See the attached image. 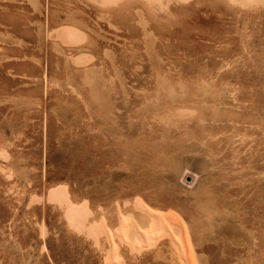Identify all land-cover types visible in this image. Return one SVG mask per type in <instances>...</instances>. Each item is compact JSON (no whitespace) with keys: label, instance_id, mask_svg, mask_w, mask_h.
Wrapping results in <instances>:
<instances>
[{"label":"rangeland","instance_id":"obj_1","mask_svg":"<svg viewBox=\"0 0 264 264\" xmlns=\"http://www.w3.org/2000/svg\"><path fill=\"white\" fill-rule=\"evenodd\" d=\"M0 264H264V0H0Z\"/></svg>","mask_w":264,"mask_h":264},{"label":"bare ground","instance_id":"obj_2","mask_svg":"<svg viewBox=\"0 0 264 264\" xmlns=\"http://www.w3.org/2000/svg\"><path fill=\"white\" fill-rule=\"evenodd\" d=\"M28 1L30 3H32V4H34L35 0H28ZM36 2H37V0H36ZM101 80H102L101 76L97 75V72L94 73L93 70L88 71L87 74L84 77V83H87L88 85H90L89 87H92V89H93L92 90L93 94H91L93 96V98H92L93 101H96L95 103H97L99 106L101 105V107H103V105H104L103 108H106L109 105V103H110L109 94H108V91H105L102 94L100 93L98 83ZM162 82H163V80H162ZM69 83H71V82L69 81ZM164 83L166 84V82H164ZM169 93L170 94L168 96V99L171 100L172 103H176V101H174V100H177L179 97L178 98L175 97L176 94L173 93V92H169ZM185 96H186V93H185ZM203 96H204L203 99L207 100L209 102V104H212V102L214 101V99L212 98V96L209 95V93H204ZM157 100H158V102H157ZM160 102H161L160 98H155V99L149 101V104L150 103H152V104L153 103H156V104L158 103L159 104ZM196 144L197 143H195V142H191L188 145H186L185 147L196 148ZM173 160H175V156H173ZM198 169H199L200 172L203 173V177L200 178V182H199V187L201 188L202 192L205 191L204 192L205 194H210V193L211 194H215V195L218 194V192L221 190V185L220 186H208L209 178L211 177L212 174H215V172H213V171H211L209 169L208 160L206 161V159H204V158L200 159V161L198 162ZM110 181H111V179H110ZM108 184H109V182H108ZM207 187H208V189H206ZM204 189H206V190H204ZM202 209L204 211V210H206V207H202ZM216 221H219L220 224L223 227H225V230H227L230 233L231 236H234V237L239 238V239H241V238L242 239L250 238L247 233L244 234L242 231L239 230V225H238L235 217L232 214H229L227 212L219 213V214L216 215ZM236 230L238 232H236ZM207 231L209 232L210 229L207 228V229H204V230L201 231V234H204V236H205V240L211 237V235H207L208 234ZM218 234H219V232L217 233V235ZM249 242L250 241H248V243Z\"/></svg>","mask_w":264,"mask_h":264},{"label":"crops","instance_id":"obj_3","mask_svg":"<svg viewBox=\"0 0 264 264\" xmlns=\"http://www.w3.org/2000/svg\"><path fill=\"white\" fill-rule=\"evenodd\" d=\"M148 33H149V32H148ZM149 34H150V33H149ZM90 70H93L94 73L97 72V75H100V76H101V73H100V70H99V69L89 67V68H86V69L83 70V72H84V77H85V75L87 74V72L90 71ZM98 72H99V73H98ZM102 108H103V107H102ZM213 123H217V122L214 121Z\"/></svg>","mask_w":264,"mask_h":264}]
</instances>
